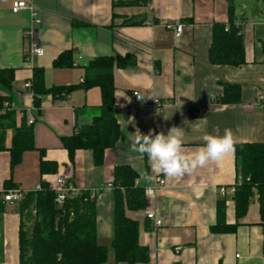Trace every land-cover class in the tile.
<instances>
[{"label": "crops", "instance_id": "crops-1", "mask_svg": "<svg viewBox=\"0 0 264 264\" xmlns=\"http://www.w3.org/2000/svg\"><path fill=\"white\" fill-rule=\"evenodd\" d=\"M16 1L32 3L41 22H33L29 11L14 12ZM123 1L0 0V68L14 69L12 88H0V94L8 96L17 125L23 118L28 123L33 119L36 145L12 169L13 130L7 129V149L0 150V198L8 180L15 185L12 189L25 193L38 189L42 181L56 188L59 177L80 190L98 193L97 238L108 248L109 263L114 200L108 184L116 165L129 164L139 172L137 183L145 190L156 177L166 181L153 194H146L144 210L127 211L140 222V241L149 248V264H264V220L258 197L250 202L246 215L237 218L233 194L220 191L237 181L235 152L191 175L169 178L153 172L144 155L130 150L137 128L144 134L150 129L167 134L173 126L181 128L189 154L204 146V135L222 136L226 128L233 131L235 143L264 141V99H258L259 93L264 95V0H234L245 51V62L239 66L212 64L208 56L213 24L229 20L227 0L114 5ZM129 17L140 23H125ZM179 23L184 29L176 37ZM30 26L35 28L33 37ZM32 42L43 53L28 59ZM65 50L73 51L75 66L55 68L53 61ZM128 54L136 58V65L114 69L118 141L106 149L101 165L94 163L92 150L85 148L76 150L72 161L62 138L92 122L95 114L89 109L100 106V87L76 89L66 98L43 94L37 110L34 94L25 83L33 78L35 67H42L48 88L76 84L84 76V65L93 58ZM225 83L240 85L239 102H218ZM134 90L141 93V100L133 95ZM155 99L160 109L154 108ZM198 107L203 108L202 114ZM42 161L47 162L48 171H41ZM220 201H224L221 207ZM148 211L162 220L160 227L153 228ZM21 222L19 202L3 201L0 264H19ZM217 225H236V230H212Z\"/></svg>", "mask_w": 264, "mask_h": 264}, {"label": "trees", "instance_id": "trees-1", "mask_svg": "<svg viewBox=\"0 0 264 264\" xmlns=\"http://www.w3.org/2000/svg\"><path fill=\"white\" fill-rule=\"evenodd\" d=\"M228 1L229 20L213 24L209 60L212 64L239 66L245 62L244 38L241 26L235 22L234 0ZM150 0H126L114 2L127 5H146ZM127 24H138L133 17L125 18ZM136 65L133 55H102L84 65V76L79 83L47 87L44 69L35 67L30 89L34 94V105L40 108L41 96L51 94L54 98H66L76 89L99 86L102 101L99 107L89 109L95 116L92 122L77 129L72 135L62 138L70 159L78 149H91L94 163L104 162L105 151L114 147L120 137V124L115 113L114 69ZM55 68L75 66L73 51H63L54 61ZM14 79L13 68H0V88L9 91ZM241 100L240 85L225 83L224 92L218 98L220 103H237ZM196 109V108H195ZM83 109H81L82 111ZM199 111L198 114H202ZM7 129L13 130L9 147L10 164L14 169L27 150L36 149L33 123L23 118L16 123V111L10 107L8 96L0 94V150H5ZM235 166L237 181L233 184V199L237 218L246 215L250 202L255 196L260 204L264 220V141L235 143ZM146 161L147 156L144 155ZM47 162L42 161L41 171H48ZM139 172L129 164H119L114 168L111 181L113 188V238L114 264H149V248L140 241V222L127 211L144 210L147 207L145 187L137 183ZM2 193L15 185L8 180ZM1 193V194H2ZM91 191L80 190L68 193L61 204L56 201L57 192L49 182L42 181L36 190L23 194L19 201L22 215L20 226L19 264H107L108 248L97 238V197ZM2 197V196H1ZM0 198V207L3 206ZM220 201L218 206H223ZM148 219V218H147ZM31 222V227L26 224ZM212 230L235 231L236 225L212 226Z\"/></svg>", "mask_w": 264, "mask_h": 264}, {"label": "clouds", "instance_id": "clouds-1", "mask_svg": "<svg viewBox=\"0 0 264 264\" xmlns=\"http://www.w3.org/2000/svg\"><path fill=\"white\" fill-rule=\"evenodd\" d=\"M134 136L130 150L146 155L151 170L169 178L191 175L196 169L209 162H218L235 150V138L230 128H226L222 136L204 135V146L192 154L184 147L181 128L175 126L167 134L154 129L144 134L137 128Z\"/></svg>", "mask_w": 264, "mask_h": 264}, {"label": "built area", "instance_id": "built-area-1", "mask_svg": "<svg viewBox=\"0 0 264 264\" xmlns=\"http://www.w3.org/2000/svg\"><path fill=\"white\" fill-rule=\"evenodd\" d=\"M12 9L14 12L29 11L31 13L33 22H36V23L41 22V19L37 16V13H35L34 11V6L32 5V3H28L26 1H16L14 2ZM183 29H184L183 24L181 23L177 24L175 27V30H176L175 36L179 37ZM28 32L33 37L34 32H35L34 26H30ZM42 53H43L42 47L37 45L35 42H32L28 49L27 57L28 59H32L34 55H40ZM30 85H31L30 80L25 83V87L27 88H29ZM133 95L136 97L138 101L141 100L142 98V95L138 90H134ZM258 99L259 100L264 99L263 93L258 94ZM154 108L155 109L161 108V103L158 99L154 100ZM202 109H203L202 107H198L197 110L202 111ZM29 122L33 123V119H30ZM56 183H57V187L55 188L57 192L56 201L58 204H61L63 202V200L65 199L68 193L77 194L80 192V189L73 187L62 177L57 178ZM165 184H166L165 179H163L162 177H156L154 184L146 188V194L147 195L153 194L159 187L165 186ZM108 186L112 187V183L110 182ZM220 191L222 194H226V193L233 194L235 192V186L232 185L228 187H221ZM23 194L24 192H22L19 189H9L8 191L4 192L3 200L5 202H11V203L19 202L23 198ZM91 196L98 198L99 195L98 193H92ZM146 215H147V218L152 221L153 228H158L162 225V220L158 218L154 212L148 211ZM180 249H181V246L177 247L176 252H179Z\"/></svg>", "mask_w": 264, "mask_h": 264}, {"label": "rangeland", "instance_id": "rangeland-1", "mask_svg": "<svg viewBox=\"0 0 264 264\" xmlns=\"http://www.w3.org/2000/svg\"><path fill=\"white\" fill-rule=\"evenodd\" d=\"M241 0H238V3H240ZM263 2V1H262ZM264 3V2H263ZM31 222L28 221V223L26 224L28 227H31ZM108 247H109V263L107 264H113L111 262L112 258H113V254H114V250L112 249L111 245L108 244Z\"/></svg>", "mask_w": 264, "mask_h": 264}]
</instances>
